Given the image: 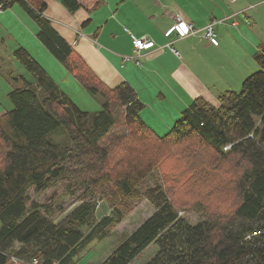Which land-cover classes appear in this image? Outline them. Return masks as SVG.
<instances>
[{
	"label": "trees",
	"instance_id": "obj_1",
	"mask_svg": "<svg viewBox=\"0 0 264 264\" xmlns=\"http://www.w3.org/2000/svg\"><path fill=\"white\" fill-rule=\"evenodd\" d=\"M61 3L71 11L79 6L77 0ZM13 5L35 23L36 38L51 56L100 98V109L81 110L26 49L13 51L32 82L13 78L21 86L8 93L13 107L0 117V264H75L140 200L155 211L99 264H134L150 245L157 249L144 264H264V44L253 53L258 70L240 91L221 93L218 106L194 99L160 137L142 122L144 105L134 89L126 82L105 84L51 26L44 15L47 0H0L3 10ZM58 130L64 138L52 141ZM203 150L214 160L206 164ZM177 152L190 164L177 174L192 179L195 189L215 181L213 163L228 162L236 195L228 211L217 205L214 214L200 203L202 219L193 225L161 184L146 182L170 162V153L180 159ZM58 183L81 203L55 222L51 206L28 195ZM99 199L111 209L100 221Z\"/></svg>",
	"mask_w": 264,
	"mask_h": 264
},
{
	"label": "rangeland",
	"instance_id": "obj_2",
	"mask_svg": "<svg viewBox=\"0 0 264 264\" xmlns=\"http://www.w3.org/2000/svg\"><path fill=\"white\" fill-rule=\"evenodd\" d=\"M212 2L213 5L222 6L227 13L235 6H242L245 4V0H239L235 4H231L229 0H224L223 2H221V0H212ZM109 3L122 5L125 3V0H109ZM250 4H253L251 6L252 9H250L253 11H247L246 15L253 17L254 22L249 19L253 23L246 26V31L243 34L244 37H240L241 39L239 36H236L235 32L233 34V30L229 27L230 21L228 20L221 26L217 25L222 31L221 34H217L219 29L215 27L214 33H216V38L212 44H210V50H202L201 46L203 41L200 38L203 37L205 40L204 30L202 28L197 29L194 33H198L197 35L184 37L183 41H180L183 45L193 50L191 53L192 56L199 60L190 62L193 64L191 67L193 74L190 76V79L195 81V87L201 94L203 93V97L214 106L219 105L217 99L223 91H240L243 80L258 70V66L253 60V53L257 47L255 46L254 48L253 44L258 45L259 43H264V1L260 2L256 0L255 2H250ZM252 14H255V17ZM216 17L218 18L219 16ZM10 42V46L0 51V117L13 107L8 99V93L13 88L21 86V84H16L13 78L23 76L26 80L32 82L31 76L13 56V50H7L14 49L13 47H15L13 42ZM168 48L178 51V55L182 56L179 44L171 42ZM29 53L81 110L95 112L100 109V98L90 95L49 52H44L45 55L41 53V51L30 50ZM134 58L138 57L135 55ZM224 60L227 61L226 63L229 61L233 63V68L229 71V75L225 72L219 73L218 66L221 65ZM235 61H237V63H235ZM136 65L142 68L143 61L138 60V64ZM253 65L255 69H253ZM162 94L165 95L166 93L163 92ZM155 95L157 97L159 92L152 96ZM155 100H157V102ZM155 100L150 104H143L144 108L140 113V117L142 122L151 131L157 136L162 137L170 131L183 109L174 108L172 104L175 102L170 104L160 101L157 98H155ZM184 101V105H186L189 102V98H186ZM64 136L62 130H58L51 134L49 138L52 141H60ZM177 153L179 157H181L180 159L174 160L172 153H170L165 160H169L170 162L163 167L160 166L159 173L149 177L146 182L151 186L157 183L161 184L172 199L174 206L176 208L186 209V211L180 212L179 215L185 217L193 225L202 219L199 207L200 203L209 204L210 207H213L214 214H216L214 209L217 205L221 206L222 212L228 211L230 204L235 203L236 199V195L233 191L232 177H229L228 162L223 161L219 164L213 163L209 167V170L211 172V179L215 181H209L202 188L195 189V184L192 179L177 174L178 171L183 172L185 169H188L190 165L184 164L182 153ZM199 154L200 152H198L197 158ZM204 154H206V160L204 161L206 164L210 163L215 158L207 150H203L201 156H204ZM172 167L177 170H170ZM216 182L220 183V191L218 194L214 192V185ZM28 196L32 201L46 206L50 205L52 208L51 217L55 222L63 219L81 203L78 197L79 195H72L63 183H58L41 194H37L31 189ZM194 204H196V206H194ZM110 211L111 209L106 200L99 199L96 205L97 220L100 221L103 217L109 216ZM154 211L155 208L148 201L140 200L136 202L130 210L126 211L121 223L114 226L109 237L102 241L92 242L85 251L82 252L75 264L100 263L112 253L127 235L131 234L139 227ZM156 249L155 245H150L134 264H144L154 255Z\"/></svg>",
	"mask_w": 264,
	"mask_h": 264
},
{
	"label": "crops",
	"instance_id": "obj_3",
	"mask_svg": "<svg viewBox=\"0 0 264 264\" xmlns=\"http://www.w3.org/2000/svg\"><path fill=\"white\" fill-rule=\"evenodd\" d=\"M77 1L78 8L71 11L61 0H47L44 15L68 44L73 46L75 42L74 50L93 72L109 87L128 83L142 104H150L157 98L170 104L175 102L172 104L174 108L184 110L196 98L207 100L195 87V81L190 79L193 74L190 62L199 60L192 56L193 50L180 42L184 37L179 38L173 29L175 16L180 15L191 24L194 32L188 36L197 35L194 34L197 29H204L209 23H214L213 29H219L217 25L229 20L233 34L235 32L240 38L244 37L246 26L254 22V18L246 13L253 11L250 10L253 5L250 2L256 0H245L244 5L235 6L228 13L222 6L213 5L212 0H125L122 5L110 4L109 0ZM37 31L35 23L19 6L0 9V51L10 46L12 41L14 49L7 50L22 47L28 52L48 53L36 38ZM221 33L219 29L217 34ZM132 36L152 41L154 47L136 53L132 48ZM200 39L203 41L202 50H210L212 43L203 37ZM171 42L180 45L182 56L168 48ZM258 45L253 44L254 48ZM135 55L138 58H134ZM136 60L143 61L142 68L137 67ZM226 62L222 61L218 70L229 75L233 63ZM157 92V97L152 96ZM186 98L189 102L184 105Z\"/></svg>",
	"mask_w": 264,
	"mask_h": 264
},
{
	"label": "built area",
	"instance_id": "obj_4",
	"mask_svg": "<svg viewBox=\"0 0 264 264\" xmlns=\"http://www.w3.org/2000/svg\"><path fill=\"white\" fill-rule=\"evenodd\" d=\"M231 2L235 3L239 0H230ZM1 9V8H0ZM214 23H209L206 25L204 30V38L207 42H213L216 38V34L214 33L213 29ZM173 29H175V32L180 38L186 37L189 34L194 32V29L192 28L191 24L186 23L183 18L180 15L175 16L174 18V25ZM132 48L133 51L136 53H139L141 51H146L154 47V42L148 41L145 38H136L132 36ZM75 45V42L73 43ZM229 146L225 147V149H228ZM32 264H37V262L34 260Z\"/></svg>",
	"mask_w": 264,
	"mask_h": 264
},
{
	"label": "bare ground",
	"instance_id": "obj_5",
	"mask_svg": "<svg viewBox=\"0 0 264 264\" xmlns=\"http://www.w3.org/2000/svg\"><path fill=\"white\" fill-rule=\"evenodd\" d=\"M226 150V149H225ZM228 150V149H227Z\"/></svg>",
	"mask_w": 264,
	"mask_h": 264
}]
</instances>
